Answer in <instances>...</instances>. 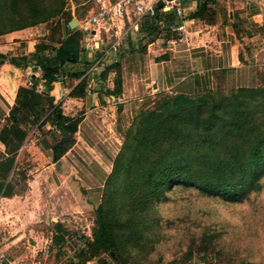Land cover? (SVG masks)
<instances>
[{
	"label": "rangeland",
	"instance_id": "obj_1",
	"mask_svg": "<svg viewBox=\"0 0 264 264\" xmlns=\"http://www.w3.org/2000/svg\"><path fill=\"white\" fill-rule=\"evenodd\" d=\"M191 1L186 0L184 5L191 6ZM228 1L202 0L201 4L205 3L208 7L202 21L212 24L218 19L220 12L234 10L235 5L232 3L229 7ZM92 4L93 0H67L63 12L49 23L32 27V32L21 30L19 33L22 32L23 36L18 42L42 43L43 47L46 45L44 43L57 44L65 39L63 43H69L64 45L69 58L67 57L65 64L59 63L63 73H66L63 65L69 69L74 64L69 60L76 61L75 64L85 62V70L79 75H84L95 64L100 66L114 61L107 62L109 56H106L98 62L99 53L86 50L83 34L77 29L79 35H68L69 20L85 19ZM198 4L197 1V6ZM231 20L233 19L226 12L223 24L227 25ZM237 24L242 29V19L239 16ZM238 26L235 27L237 32ZM262 31L264 32V28ZM164 32L170 41L181 38V35L171 30ZM243 34L245 37V33ZM135 38L137 36H131L122 44L135 43ZM143 45L135 43L141 53L134 55L121 45V55L117 59L118 64H115L117 66H109L107 71L105 67L100 70L105 86L114 84L115 87V81L119 79L123 85L125 76L128 74L131 77L133 68L143 62ZM43 57L49 59L51 54ZM241 89L264 91L262 42L242 43L239 66L221 71L208 97L234 98ZM153 103L151 99H147L137 106V112L143 108H153ZM84 113V110L81 111L74 119L81 118L83 121L85 116L81 115ZM94 113L88 118V123L95 125L97 129L95 133L87 129L91 132V143L85 141L87 137L82 129L81 134L77 135L81 139L78 145L66 157L64 164L56 166L53 165L50 147L63 134H58V129L52 130L57 125L48 121L54 120V117H50V109H47L42 118L25 115L29 121H33L27 129L26 137L29 143L32 142L31 149L19 151L17 169L14 168L11 172L0 170V249L8 259L23 261L25 264H264V175L259 183V191L237 203H228L218 197H205L195 187L176 185L167 194L166 201L154 203L146 211L148 220L153 223L151 229L144 232L145 241L118 254L113 249H101L96 258H90V243L95 240L99 222L97 211L103 203L110 176L107 168L98 170L104 162L100 160L99 154L105 148L100 138L108 137L115 130L112 126L114 118L109 117L112 112H106L108 117ZM135 116L134 113V118ZM41 121L44 125L48 124L47 128L41 126ZM128 122L125 119L117 126L122 145L132 126V122L129 126ZM121 124L126 127L121 128ZM39 134L42 137L39 138ZM75 134L74 139L77 138ZM7 152L9 151L5 147L0 151V163L8 157ZM120 204L117 198L115 207L119 208ZM109 214L114 218L120 216L118 213Z\"/></svg>",
	"mask_w": 264,
	"mask_h": 264
},
{
	"label": "trees",
	"instance_id": "obj_2",
	"mask_svg": "<svg viewBox=\"0 0 264 264\" xmlns=\"http://www.w3.org/2000/svg\"><path fill=\"white\" fill-rule=\"evenodd\" d=\"M66 1L0 0V36L49 23L63 12ZM196 1L197 9L187 20H204L207 4ZM1 19L8 22L3 23ZM151 20L169 26L176 17L169 13ZM71 21L67 24L69 34L73 33L69 28ZM75 35L79 33L71 37ZM64 40L57 43L61 46L52 63L44 64V58L38 57L45 76L52 83L58 80V74L47 67L65 64L69 58L64 49L69 43H63ZM53 44L43 47L40 44L37 52L56 50ZM0 59L6 57L0 55ZM12 62L18 68L25 65L15 59ZM85 87L86 80H83L71 95L83 96ZM121 93L119 79L111 94ZM208 94L197 98L159 96L153 108L140 109L114 159L104 200L97 211L99 222L95 240L90 243V258H96L101 249H113L118 254L145 241L144 232L153 223L146 211L154 203L166 201L167 194L176 185L195 187L205 197H218L228 203L241 202L259 191L264 175V91L241 89L234 98L227 99L210 98ZM17 101L9 123L0 132V142L9 151L0 163V170L17 169L19 151L28 127L33 124L27 117L42 118L47 109L51 111L50 117H54L48 121L58 125L63 134L51 147L53 160L59 161L75 144L73 135L81 119L64 116L53 98L33 89L21 87ZM117 198L121 202L119 208L115 207ZM109 213L120 216L110 217Z\"/></svg>",
	"mask_w": 264,
	"mask_h": 264
},
{
	"label": "crops",
	"instance_id": "obj_3",
	"mask_svg": "<svg viewBox=\"0 0 264 264\" xmlns=\"http://www.w3.org/2000/svg\"><path fill=\"white\" fill-rule=\"evenodd\" d=\"M243 2L244 0H229L227 4L231 7L233 3L235 5L234 10L230 9L223 13L220 12L218 19L212 24H207L199 19L187 20L186 34L179 39L171 41L166 38L167 34L164 32V30L170 31L166 23L158 20L154 22L148 18L143 20L137 29H132L129 32L126 38L137 36L135 43L144 44L145 55L143 56V62L139 63L135 69L133 68L131 77L128 74L129 78L125 76L122 93L116 96L111 94L115 89L114 84L105 86L106 84L100 71L103 67L118 63L117 59L121 55V52H119L121 46L117 50L107 53L110 49L109 43L114 41V39L108 41V43H105V41L100 42L99 49H86L93 53H99L100 59H97L98 62L102 61L101 59L106 56H109L106 59L107 62L109 60L114 61L100 64L97 67L95 66L96 64L94 67L89 66L90 68L84 73L82 78H78L76 75L85 70L86 64L84 61L75 64L76 61L69 60V62L74 64L69 69L64 67L65 65L62 66V68L66 69V73L60 71L61 67L59 64L48 66L47 69L49 70H51L50 68L58 67V75L56 76L58 80L52 83L45 76L43 64L39 63L38 57L42 56L44 58V64L52 63L58 54L60 44L45 43L55 45L56 50L48 49L43 53H38L37 46L42 43H31L30 41L28 43H19V38L23 36L21 35L22 32L19 33L20 31L1 36L0 42L4 43H0V55L5 56L6 59H0V132L9 123L12 110L18 106L17 96L21 87L33 89L41 95L50 96L54 99V104L61 107L66 117L74 119L77 114L84 110L85 113L81 116L85 117L83 121L80 118L81 122L75 135L77 137L83 129L86 137H89L85 141L89 143H91L89 135L91 132L87 129L94 133L97 131L95 125L92 126L88 123L89 116L96 112L108 117L109 115L107 116L106 112L110 111L112 113L109 117L111 119L114 118L112 126L113 128L115 127V130L108 137L100 138V142L104 144L105 148L99 154L100 160L104 162L101 167H98V170L107 168V173L110 175L114 159L122 147L118 123H123L127 119L129 121L127 125L129 126L133 121L134 113L135 115L138 113L137 106L139 104L147 99H151L154 102L153 104H155L159 96L197 98L205 95L214 88L216 77L221 71L234 69L239 66L243 42L264 43V32L262 31L264 26L262 20L257 17L261 11L259 5L262 1L249 0L248 2L246 0L244 4ZM196 9V0H192L189 7L184 5L186 17L190 15L189 12L193 13ZM226 12L233 20L224 25ZM165 15H169V13ZM238 16L242 19V29L237 24ZM148 20L150 23L145 22ZM235 25L238 26L239 32L236 31ZM76 29L79 31L78 27ZM76 29L72 30L70 28L73 33L69 35L78 32ZM28 31L32 32L34 29L23 30V32ZM243 33H245V37ZM135 43L128 42L124 45L122 44V46L132 51L133 55L141 53V50L135 47ZM95 47H98V45L95 44ZM44 53L47 54L43 55ZM49 54H51L49 59L43 57L49 56ZM14 59L25 63V65L18 68L12 62ZM129 79L131 83H129ZM83 80H86L83 96H72L73 90ZM39 123H41V126L44 125L42 121ZM44 126L47 128L48 124ZM120 126L121 128L126 127L122 124ZM60 131L62 132L61 128ZM75 139V144L59 161L55 162L53 160L54 166L64 164L66 157L70 156V153L81 140L78 137ZM28 141V139L25 140L21 151L31 149L32 142L29 143ZM3 147L4 145L0 142V151H2ZM51 147L50 151L53 152ZM89 150L91 152L90 148ZM93 155L96 154L94 153Z\"/></svg>",
	"mask_w": 264,
	"mask_h": 264
},
{
	"label": "built area",
	"instance_id": "obj_4",
	"mask_svg": "<svg viewBox=\"0 0 264 264\" xmlns=\"http://www.w3.org/2000/svg\"><path fill=\"white\" fill-rule=\"evenodd\" d=\"M261 1L259 5L261 11L257 17L262 20L264 26V0ZM184 2L186 0H93L88 16L79 21L78 29L84 35L86 48L96 50L99 49L100 42L114 39L109 43L110 49L107 52L109 53L117 50L129 32L137 29L146 18L156 19L167 13H173L176 21L169 25V29L183 36L187 29ZM158 3H162L163 6L159 8ZM95 44L98 47H95ZM54 129H58L57 133L61 134L58 125L52 130ZM38 136L42 137L40 134ZM0 264L25 263L8 259L0 249Z\"/></svg>",
	"mask_w": 264,
	"mask_h": 264
},
{
	"label": "water",
	"instance_id": "obj_5",
	"mask_svg": "<svg viewBox=\"0 0 264 264\" xmlns=\"http://www.w3.org/2000/svg\"><path fill=\"white\" fill-rule=\"evenodd\" d=\"M163 5L162 3H158V7L161 8ZM69 27L72 29V30H75L77 27H78V23L77 21L73 20ZM74 61V60H73ZM53 72H57L58 71V67H54V68H50ZM112 256H114V254L112 253Z\"/></svg>",
	"mask_w": 264,
	"mask_h": 264
}]
</instances>
